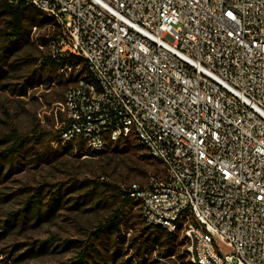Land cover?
Instances as JSON below:
<instances>
[{
	"label": "built area",
	"instance_id": "1",
	"mask_svg": "<svg viewBox=\"0 0 264 264\" xmlns=\"http://www.w3.org/2000/svg\"><path fill=\"white\" fill-rule=\"evenodd\" d=\"M28 1L59 30L51 54L91 76L59 67L76 78L62 141L144 144L167 175L131 195L182 234V264H264V0Z\"/></svg>",
	"mask_w": 264,
	"mask_h": 264
},
{
	"label": "rangeland",
	"instance_id": "2",
	"mask_svg": "<svg viewBox=\"0 0 264 264\" xmlns=\"http://www.w3.org/2000/svg\"><path fill=\"white\" fill-rule=\"evenodd\" d=\"M10 19L0 0V150L13 143V131L30 139L16 158L9 178L0 183V264H59L73 259L80 246L91 241L90 233L118 208L119 188L131 183L149 185L154 176L165 178L167 171L162 163L144 157L147 150L135 137L109 142L99 154L87 142L79 149L80 139L59 140L60 129L68 120L61 102L73 82L69 83V76L42 65L41 58L52 50L54 27L28 24L25 40L4 55V33L11 31ZM33 77L43 79V84H29L28 79ZM50 79L53 82L48 86ZM25 85L27 94L20 95L18 91ZM126 140L131 142L130 150L121 149ZM9 168L7 161L1 173ZM104 181L113 185L109 187ZM38 190L46 193L42 197L45 203L55 192L61 195L55 211L41 221L35 216L16 229L4 227L8 213L24 207ZM145 227L139 204L126 209L123 238L118 242L123 256L115 264L185 261L186 241L181 233H177L175 257H161L158 248H150L141 258L134 257L137 245L130 247L131 238H146L156 229Z\"/></svg>",
	"mask_w": 264,
	"mask_h": 264
},
{
	"label": "trees",
	"instance_id": "3",
	"mask_svg": "<svg viewBox=\"0 0 264 264\" xmlns=\"http://www.w3.org/2000/svg\"><path fill=\"white\" fill-rule=\"evenodd\" d=\"M3 7L7 10L8 15L10 16L9 27L11 31H6L4 37V55L11 52L14 49L18 48V45L25 40L26 29L28 24H33L32 26H50L54 25V19L42 12L28 0H15L14 2H8L3 0ZM35 23V24H34ZM59 30L57 28L53 29L51 39L55 38ZM42 65L44 68L50 67L51 70H57L59 72V67L67 62L74 64L83 63L80 74L86 73V77L90 78V73L88 72V64L85 59L76 54H58L57 57L53 56L51 53L44 55L41 58ZM1 69V68H0ZM2 74V71H0ZM76 80L72 75L68 77L69 83ZM53 82L52 79L49 80L48 86ZM29 84H43V79L35 77L28 79ZM20 95L27 94V85L19 89ZM68 126V120L66 125L60 129L61 133L59 134V140L62 141L61 135L63 131ZM10 139H14L13 143L0 150V183L3 182V179L9 178L13 172L14 162L18 156L22 155V149H24V144L30 139L28 135H23L17 131L11 133ZM83 139H80L79 149L84 147ZM143 144V143H142ZM143 147L144 144H143ZM119 147H116V149ZM131 142L126 140L121 146L122 150H130ZM146 149V147H145ZM147 150V149H146ZM103 150L97 151L96 153H102ZM144 157L147 160H155L160 162L158 159L152 157L148 152L144 154ZM7 161H10V168L7 173L4 175L1 173V170L5 167ZM20 162V161H18ZM161 163V162H160ZM155 178L159 176H154ZM107 186H112L111 182L104 181ZM142 185V184H141ZM145 186V185H142ZM131 184L127 188L118 189V208L111 213L103 222H101L98 227L90 233V242L80 246V250L73 259L69 261H64L59 264H115L118 262L121 256H123L118 242L123 238V229L122 223L125 218L126 209L131 207L133 204H139V200L131 195L130 190ZM57 193V192H55ZM52 194L50 201L45 203L43 201V196L46 197V193H43V190H38L36 193L31 195L26 201L24 207L19 210L11 211L8 213V217L5 220L4 227H9L11 229L19 228L27 224V220L33 219L35 216L38 218V221L43 219V216L48 217L51 213L55 211L56 203L60 201L61 195L57 196ZM45 209V211L43 210ZM145 228H153L152 226L146 225ZM144 228V230H145ZM155 231L148 235V237L141 239L140 237L131 238L130 247L135 248L134 257L141 258L145 253L152 248V250L159 249V254L161 257L171 256L175 254L176 250V241L178 234L175 232H169L162 227H155ZM114 242V246L111 247V244ZM137 242V243H136ZM135 243V244H134ZM45 244V243H43ZM69 246V244H68ZM130 259L127 261L129 262ZM123 264V262H120Z\"/></svg>",
	"mask_w": 264,
	"mask_h": 264
}]
</instances>
